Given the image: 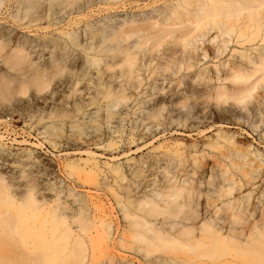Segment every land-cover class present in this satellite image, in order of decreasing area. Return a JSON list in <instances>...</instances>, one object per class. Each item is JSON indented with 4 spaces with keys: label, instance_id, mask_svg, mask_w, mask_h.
<instances>
[{
    "label": "bare ground",
    "instance_id": "bare-ground-1",
    "mask_svg": "<svg viewBox=\"0 0 264 264\" xmlns=\"http://www.w3.org/2000/svg\"><path fill=\"white\" fill-rule=\"evenodd\" d=\"M2 1L1 5L6 0ZM100 1H111V8L116 9L119 1H124L125 8L126 4L142 0H17L16 5L24 6L19 9L26 6L24 11L33 13V21L45 22L44 29H54L59 35L58 39L50 37L44 42L47 70L66 68L65 64L73 60L70 52L81 50L76 62L97 65L96 77L106 75L107 81L98 94L110 100V109L117 108L120 102L129 103L137 95L145 96L147 100L137 103L134 112L147 119H157L155 125L147 128L151 132L153 128L164 126L159 121L165 110L171 120L181 114L175 107L178 105L175 100L198 96L207 97L219 106L229 99L242 103L253 95L258 84L263 83L264 0H183L162 7L153 6L144 14L111 17L110 22L98 28L82 25L77 18L80 12ZM89 10L93 12V8ZM71 25L75 28L67 27ZM65 27L74 29L67 31ZM2 33L0 29V38ZM257 40L261 41L257 47L234 50L232 60L198 67L201 61L225 55L231 43L243 46ZM30 42L27 41L29 47H35V41ZM207 45H212V49ZM24 47L16 45L6 54H0V62H3L0 65H8L17 72L14 77L0 75L6 78L0 82V96L12 99L15 94L26 93L28 77L23 66L32 68L34 63L29 60L32 48ZM146 71L154 85L143 92ZM191 71L196 74L181 90L187 79L184 73ZM15 83L17 87L13 86ZM21 104L26 105L25 102ZM5 110L13 112L12 107L7 106ZM222 137L219 131L217 138ZM236 155L247 165L252 163L248 154L238 151ZM8 157L0 149L3 162L8 161ZM185 167L179 160L171 174H164L157 183L149 182L146 189L151 191L153 198H144L138 203L131 193L134 183L124 168L110 169L121 191L115 196L124 220L131 230L136 227L145 230L133 235L147 245L139 247L138 251L144 252L145 257L152 252L170 250L184 254L183 258L167 257L162 264H170L168 261L173 264H264V210L255 206L250 213L241 197L233 195L237 185L240 191L249 184L256 185L257 180L244 181V174L237 182L228 176L224 186L203 195V203L194 209L196 187L185 177ZM70 169L97 176L93 165L90 170L77 165H70ZM135 174L132 170V175ZM14 186L6 181L0 169V264H118L113 258H101L102 248H109L113 220L103 219L98 223L86 216L87 203L75 198L74 194L69 196L74 197V204H77L70 207L65 201L56 205L46 196H40L43 193L37 195L31 183L24 189L19 188L22 184ZM259 186L252 188L263 196L264 189L258 190ZM51 193L57 201L62 199L54 190ZM124 199L130 204H125ZM148 232L153 233L152 236ZM186 254L189 255L186 257Z\"/></svg>",
    "mask_w": 264,
    "mask_h": 264
},
{
    "label": "rangeland",
    "instance_id": "rangeland-1",
    "mask_svg": "<svg viewBox=\"0 0 264 264\" xmlns=\"http://www.w3.org/2000/svg\"><path fill=\"white\" fill-rule=\"evenodd\" d=\"M180 1L183 0H158L154 4L153 0H142L133 5L126 4L125 8L124 1H119L116 9H112L111 1H100L102 4L98 2L93 5L95 7H89L91 10L93 8V12L85 8L75 16L78 15L82 25L98 28L107 24L109 19L111 21V17L144 14L153 6L162 7ZM4 3L0 4V29L3 32L0 54H6L16 45L24 47L28 40L35 41L36 48L29 47L31 42L24 47L28 50L32 48L29 60L34 63L32 68L23 66L28 77L26 93L15 94L12 99L0 96V149L9 156V160L4 162L0 158V169L6 181L15 184L14 188L22 184L19 188L24 189L26 184L31 183L37 195L43 193L40 196H46L49 202L62 205L65 201L70 207L77 204H74V197L69 196L74 194L75 198L87 203L86 216L98 223L103 219L113 220L111 241L108 242V249L102 248V259L108 260L110 257L118 264H162L167 257H184V254L173 250L152 252L149 257L138 251L139 247L147 245L133 235L145 230L142 227L131 230L124 220L115 196L121 191L114 174L109 173L112 167L124 168L134 183L131 193L136 203L144 198H153L146 185L161 181L166 173L171 174L179 160L186 165L185 177L196 187L194 209L203 203V195L214 193L218 186H224L228 176L239 182L245 174L244 181L257 180L254 186L260 185L258 190L264 189V80L254 89L253 95L242 103L229 99L219 106L207 97L198 96L175 100L178 103L175 107L181 110V114L171 120L165 110L159 121L164 126L157 130L153 128L151 132L147 128L155 125L157 119H147L143 114L134 112L137 103L147 100L145 96L137 95L129 103L120 102L117 108L110 109V100L98 94L102 84L107 81L106 75L96 77L97 65L76 62L81 56L79 49L70 52L73 60L65 64L66 68L47 70L44 65L47 60L44 58L47 59L48 55L43 47L44 42L50 37L58 39L59 35L54 29H44L47 25L45 22L37 24L33 21V13L30 11L28 15L24 11L26 6L19 9L23 5H16L17 0H8V3L6 0ZM67 27L75 28L72 25ZM68 28L67 31L74 29ZM260 43L258 40L243 46L231 43L225 55L201 61L198 67L232 60L234 50L254 48ZM206 47L212 49L213 46ZM16 74L8 65H0V75L14 77ZM195 74V71L184 73L187 79L181 90L186 88ZM143 77L144 92L154 85V81L147 71ZM2 78L0 76V82L6 80ZM13 86L17 87L18 83ZM7 106L13 108L12 113L5 110ZM219 131L223 135L220 139L217 138ZM238 151L248 154L252 163L247 165L239 159L236 155ZM70 165L86 167L87 170L93 165L97 176L72 171ZM132 170L137 174L132 175ZM239 186H236L233 195L241 197L250 213L255 206L264 210V195L257 194L253 185L244 186L240 191L237 190ZM51 190L60 194L62 199L57 201ZM124 202L130 204L125 199ZM147 234L152 236L153 233ZM168 262L173 264L172 261Z\"/></svg>",
    "mask_w": 264,
    "mask_h": 264
}]
</instances>
